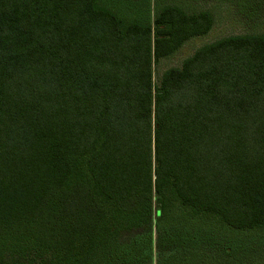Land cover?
I'll return each mask as SVG.
<instances>
[{
    "label": "trees",
    "instance_id": "obj_1",
    "mask_svg": "<svg viewBox=\"0 0 264 264\" xmlns=\"http://www.w3.org/2000/svg\"><path fill=\"white\" fill-rule=\"evenodd\" d=\"M211 26L176 6L150 24L101 0H0V264H94L122 234L163 241L176 214L264 230V31L153 78Z\"/></svg>",
    "mask_w": 264,
    "mask_h": 264
},
{
    "label": "rangeland",
    "instance_id": "obj_2",
    "mask_svg": "<svg viewBox=\"0 0 264 264\" xmlns=\"http://www.w3.org/2000/svg\"><path fill=\"white\" fill-rule=\"evenodd\" d=\"M127 21L153 24L158 12L176 6L186 14L208 13L212 26L206 35L186 41L172 56L153 66V78L169 68L180 67L199 48L229 36L259 34L264 31V0H101ZM176 214V213H175ZM161 225L163 241L140 242V233L122 234L94 264H264V230L233 232L218 223L181 222ZM136 259V260H135ZM139 261H138V260ZM99 261V262H98Z\"/></svg>",
    "mask_w": 264,
    "mask_h": 264
}]
</instances>
